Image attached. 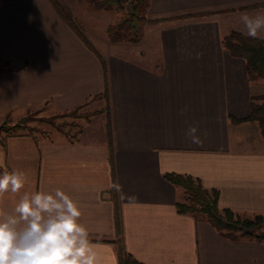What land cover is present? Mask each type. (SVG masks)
Returning <instances> with one entry per match:
<instances>
[{"label":"crops","instance_id":"crops-1","mask_svg":"<svg viewBox=\"0 0 264 264\" xmlns=\"http://www.w3.org/2000/svg\"><path fill=\"white\" fill-rule=\"evenodd\" d=\"M61 1L106 57L113 161L99 57L52 0H0V119L80 105L93 113L76 139L57 130L0 143V172L23 170L28 181L0 197V207L10 212L24 191H65L100 264H119L117 208L127 250L146 264H264V242L234 239L179 212L184 189L165 177H199L219 190L221 208L264 215V135L257 121L230 117L248 116L264 79L251 80L246 61L222 44L231 30L245 33L240 13L264 11L255 6L264 0H150L138 43L111 42V20L94 0ZM189 126L202 143L191 142Z\"/></svg>","mask_w":264,"mask_h":264},{"label":"trees","instance_id":"trees-1","mask_svg":"<svg viewBox=\"0 0 264 264\" xmlns=\"http://www.w3.org/2000/svg\"><path fill=\"white\" fill-rule=\"evenodd\" d=\"M124 1H127L128 7L126 15L117 22L109 24L107 27V34L112 42L128 41L137 43L143 37L145 24L150 21L147 17V9L150 0H94V3L97 8H109L112 4L124 7ZM52 2L67 24L101 60L105 76V90L103 95L107 100L108 109H103L100 112H105L107 117V140L111 150V160L113 161L114 142L110 120L106 57L97 45L86 36L82 23L71 13L70 9L61 0H52ZM261 5L264 4H257L255 6ZM222 44L231 55L243 58L246 61L247 72L251 80L264 79V40L252 39L247 37L243 32L231 30L223 36ZM80 107L81 106H77L69 111L59 113L56 116L75 115L78 113ZM78 115L85 116L80 113ZM87 115L89 116L90 114ZM230 117L232 121L235 122L243 120L257 121L264 135V95L251 97L248 116L238 118L231 115ZM53 118L54 117L44 119L49 122H54ZM56 126L59 131L68 134L69 137L73 139H76L78 134L82 131V129H79L78 131L71 132L64 129L62 125ZM165 177L176 186L184 189V199L176 203L179 212L192 213L197 219L207 220L221 234L234 239L249 238L264 242L263 214L249 216L236 212L230 208H221L219 206V190L205 187L199 177L175 172L166 173ZM113 181L112 190L115 192V179H113ZM116 216L118 236L114 242L117 247L119 264H146L136 259L127 250L122 237L121 212L119 208H117Z\"/></svg>","mask_w":264,"mask_h":264},{"label":"clouds","instance_id":"clouds-1","mask_svg":"<svg viewBox=\"0 0 264 264\" xmlns=\"http://www.w3.org/2000/svg\"><path fill=\"white\" fill-rule=\"evenodd\" d=\"M239 21L247 37L264 40V11L242 12ZM198 132L197 126L186 132L193 144L202 143ZM27 182L23 170L4 169L0 197L20 193ZM81 216L80 206L59 188L24 191L10 212L0 207V264H100Z\"/></svg>","mask_w":264,"mask_h":264},{"label":"rangeland","instance_id":"rangeland-1","mask_svg":"<svg viewBox=\"0 0 264 264\" xmlns=\"http://www.w3.org/2000/svg\"><path fill=\"white\" fill-rule=\"evenodd\" d=\"M123 5H124V7L118 6L117 4H112L109 8H99L101 11H103L102 12L103 13V15H102L103 21L111 20V23H114V22H117L118 20H120L121 18H123L128 11L127 10V8H128L127 7V1H124ZM261 6H263V5H261ZM256 7H259V6H256ZM144 28H145V26H144ZM106 32H107V29H106ZM85 33H86V36L89 37L95 43V41L91 38L90 35L87 34L86 31H85ZM122 42H128V41H122ZM113 43H119V42H113ZM129 43H135V42H129ZM1 66L2 65H0V69H1ZM261 95H264V94H261ZM261 95L257 94V95H253V96H261ZM103 97L105 98L104 95H103ZM80 106L81 107H80L78 113L75 115L69 114V115H63V116H56L57 114L63 113V112L49 114L45 110H42V109H32V110L27 111V113H25L24 115H22L20 117H12V116L2 117L0 119V143L4 142V140L8 136L16 135V134H20V133L31 134L35 137L47 136L51 132L58 130L56 125H62V127L64 129L71 131V132L78 131L79 129H83L82 127L86 124L87 119H89V116L93 113L82 112V105H80ZM103 109H105V110L108 109L106 98H105V106H103L102 110ZM97 112L98 111L96 110L94 112V114H96ZM79 113L82 115H85V116L87 114H90V115L89 116L87 115L86 117L85 116H79L78 115ZM51 117H54L53 118L54 122H49L48 120L44 119V118H51ZM41 118H43V119H41ZM249 216H253V215H249Z\"/></svg>","mask_w":264,"mask_h":264}]
</instances>
